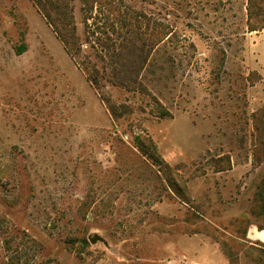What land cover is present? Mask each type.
I'll use <instances>...</instances> for the list:
<instances>
[{"label":"rangeland","instance_id":"1","mask_svg":"<svg viewBox=\"0 0 264 264\" xmlns=\"http://www.w3.org/2000/svg\"><path fill=\"white\" fill-rule=\"evenodd\" d=\"M117 2L166 26L149 93L97 90L33 0H0V264L193 262V239L264 264V29H249L247 0ZM72 5L78 59L96 63L107 22ZM105 99L129 112L115 120ZM139 137L162 167L141 162Z\"/></svg>","mask_w":264,"mask_h":264},{"label":"trees","instance_id":"2","mask_svg":"<svg viewBox=\"0 0 264 264\" xmlns=\"http://www.w3.org/2000/svg\"><path fill=\"white\" fill-rule=\"evenodd\" d=\"M33 2L62 41L70 57L83 69L88 80L97 90L100 89L99 79L105 78L109 83L127 91L149 93L141 78L145 71H150L158 63V53L156 55L154 53L165 40L166 26H162L159 21L144 12L137 11L129 5H122L121 1L84 0V11L91 16L92 10L99 7L107 24L101 27L103 28L101 37L97 38L98 49L95 56L97 62L90 59L80 62L78 57L83 49L76 31L72 0H33ZM247 12L249 29L251 31L264 29V0H247ZM90 35L95 36V33L92 32ZM95 43L96 41L93 44ZM92 47L95 48V45ZM26 50L27 45L22 44L17 52L20 54ZM98 62L101 63V68L98 67ZM160 67L163 70V66ZM252 75H257V78L252 79ZM261 79L262 76L256 70L248 76L251 85H255ZM101 97L103 98L102 95ZM105 101L115 120L125 112H129L124 106L120 112L111 101L108 99ZM168 115L170 113L165 109L158 112L160 117ZM252 121L256 146L260 144L263 148L261 153H264V107L252 114ZM137 145L141 153L139 158L143 164L162 167L163 161L150 137L137 138ZM11 256L13 260L11 264H14V259L20 258L18 252Z\"/></svg>","mask_w":264,"mask_h":264},{"label":"crops","instance_id":"3","mask_svg":"<svg viewBox=\"0 0 264 264\" xmlns=\"http://www.w3.org/2000/svg\"><path fill=\"white\" fill-rule=\"evenodd\" d=\"M251 230L254 231V229ZM256 230L259 231L261 229ZM262 231H264V229ZM250 238L254 237L251 236ZM186 246L187 247L183 248V250L190 255L189 258L192 259L194 264H229V261L217 245L213 244L211 241L204 240L203 242H199L193 239L188 241Z\"/></svg>","mask_w":264,"mask_h":264},{"label":"built area","instance_id":"4","mask_svg":"<svg viewBox=\"0 0 264 264\" xmlns=\"http://www.w3.org/2000/svg\"><path fill=\"white\" fill-rule=\"evenodd\" d=\"M172 264H194L187 257H182L181 259L171 261Z\"/></svg>","mask_w":264,"mask_h":264},{"label":"water","instance_id":"5","mask_svg":"<svg viewBox=\"0 0 264 264\" xmlns=\"http://www.w3.org/2000/svg\"><path fill=\"white\" fill-rule=\"evenodd\" d=\"M99 238H100V237L96 235L95 237L92 238V241H96V240H98Z\"/></svg>","mask_w":264,"mask_h":264}]
</instances>
